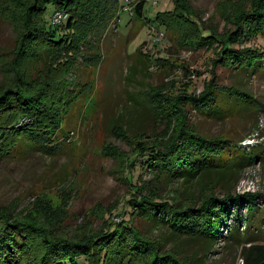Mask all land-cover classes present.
<instances>
[{"label":"trees","instance_id":"1","mask_svg":"<svg viewBox=\"0 0 264 264\" xmlns=\"http://www.w3.org/2000/svg\"><path fill=\"white\" fill-rule=\"evenodd\" d=\"M173 1V11L157 14L155 21L165 30H179L183 46L188 45L191 51L213 49V68L252 75L262 70L264 52L244 45L264 35V0H246V6L229 18L232 29L220 38L189 15L186 0ZM144 2L135 1L132 14L145 24L150 19L143 13ZM4 4L9 6L5 19L17 27L18 40L8 66L9 83L0 89V160L18 159L31 151L58 155L65 120L85 99L90 84L81 79L82 71L98 61L103 35L125 3L4 0ZM48 6L54 8L50 25L45 20ZM55 13L65 18L54 23ZM211 75L212 81L198 95L184 92L173 100L160 88L150 92V108L172 125L171 131L165 138L153 139L144 133L137 136L126 166L132 175L135 163L144 161L155 180L181 185L206 180L212 188L194 202L177 205L161 199L158 190L144 192L147 189L134 184L138 198L134 195L128 199L127 206L116 209V213L122 217L128 210L131 217L165 226L180 237L204 240L208 246L219 240L240 246L242 264H264V244L260 243L264 238L256 225L262 221L256 208L261 195L235 194L231 189L233 177L260 153L252 149L245 154L233 140L200 135L186 119L189 110L204 117L227 119L240 110L253 109L248 94L216 86V75ZM245 207L248 214L241 215ZM160 247L127 220L109 219L99 232L68 238L55 236L38 222L12 217L0 206V264H184Z\"/></svg>","mask_w":264,"mask_h":264},{"label":"rangeland","instance_id":"2","mask_svg":"<svg viewBox=\"0 0 264 264\" xmlns=\"http://www.w3.org/2000/svg\"><path fill=\"white\" fill-rule=\"evenodd\" d=\"M135 1L139 0H128L131 5ZM144 1L143 13L149 22L144 24L130 11L115 13L101 40L100 59L82 71L81 79L90 84L85 99L70 112L59 134L61 152L31 151L18 159L0 160V206L12 217L42 224L55 236L79 238L104 229L109 219H123L184 264H242L240 246L221 240L208 246L204 240L180 237L165 226L131 217L128 210L122 217L116 213L127 206L128 199L138 198L134 184L147 189L144 192L158 190L161 199L177 205L194 202L212 188L206 180L185 185L155 180L144 161L136 162L130 175L126 158H132L133 142L140 134L156 139L171 131L172 125L149 106L152 90L160 88L173 100L184 92L198 95L215 74L216 86L245 92L253 109L240 110L227 119L189 110L186 119L200 135L233 140L245 154L252 149L260 153L233 177L231 189L235 194L261 195L256 208L262 221L256 225L264 238V64L253 75L213 68V49L191 51L182 45L179 30H165L155 21L157 14L173 11V0ZM185 6L203 29L220 38L232 29L229 18L246 6V0H186ZM8 7L0 0V89L9 83L8 66L18 40L17 27L5 19ZM53 11L52 6L47 7L48 24ZM244 46L264 52V35ZM247 210L245 207L241 215L248 214Z\"/></svg>","mask_w":264,"mask_h":264},{"label":"built area","instance_id":"3","mask_svg":"<svg viewBox=\"0 0 264 264\" xmlns=\"http://www.w3.org/2000/svg\"><path fill=\"white\" fill-rule=\"evenodd\" d=\"M155 2H156V0H154ZM124 6H123V8H122V10H124V11H130V14L132 15V11H131V9H132V5H131V2H128V0H124ZM65 18V16L64 15H62V14H60V13H55L54 15H53V22L54 23H59L61 20H63Z\"/></svg>","mask_w":264,"mask_h":264}]
</instances>
